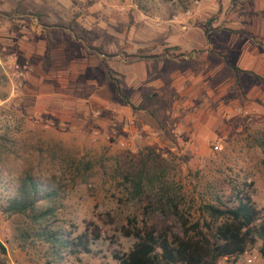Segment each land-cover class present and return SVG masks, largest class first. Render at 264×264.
I'll use <instances>...</instances> for the list:
<instances>
[{
  "label": "rangeland",
  "instance_id": "374dc122",
  "mask_svg": "<svg viewBox=\"0 0 264 264\" xmlns=\"http://www.w3.org/2000/svg\"><path fill=\"white\" fill-rule=\"evenodd\" d=\"M123 127L159 143L121 147ZM24 173L52 195L41 221L0 211L4 264H120L135 229L181 234L172 204L203 228L237 189L263 210L264 0L0 5V209ZM48 230L98 236L69 253ZM259 245L233 264H264Z\"/></svg>",
  "mask_w": 264,
  "mask_h": 264
},
{
  "label": "trees",
  "instance_id": "16d2710c",
  "mask_svg": "<svg viewBox=\"0 0 264 264\" xmlns=\"http://www.w3.org/2000/svg\"><path fill=\"white\" fill-rule=\"evenodd\" d=\"M141 50L145 49H138V52ZM105 74L107 79L114 80L110 70L106 69ZM51 195L52 191L43 188L30 173H24L15 192L6 199L0 211L5 215H28L36 210L37 203L47 200ZM166 201L172 203L169 196H166ZM203 208L209 220L202 228L198 221L188 225V220L172 204L171 214L179 220L181 227L179 236L169 239L165 233L152 228L135 229L133 236L136 240L131 248L114 257L120 264H217L221 258L233 264L237 256L259 240L258 251L264 258V209L255 207L244 190L237 189L226 201L216 197L215 204H205ZM47 212L48 209L41 210L37 214L33 213L31 218L41 221ZM97 236V233L91 237L80 233L66 238L48 230L44 237L57 248H68L69 253H75L78 248V251L87 252L89 240ZM4 253L0 244V254ZM0 264H4L3 261L0 260Z\"/></svg>",
  "mask_w": 264,
  "mask_h": 264
},
{
  "label": "built area",
  "instance_id": "2783aa9c",
  "mask_svg": "<svg viewBox=\"0 0 264 264\" xmlns=\"http://www.w3.org/2000/svg\"><path fill=\"white\" fill-rule=\"evenodd\" d=\"M11 66L14 78H19L22 75V68L17 63L9 64ZM98 112L94 111L93 115ZM123 137H116L115 143L121 147L131 148L136 142H143L146 145H154L159 143L160 133L156 130L149 129H133L130 127L122 128ZM247 263L252 261V258H246Z\"/></svg>",
  "mask_w": 264,
  "mask_h": 264
},
{
  "label": "crops",
  "instance_id": "0c3cea01",
  "mask_svg": "<svg viewBox=\"0 0 264 264\" xmlns=\"http://www.w3.org/2000/svg\"><path fill=\"white\" fill-rule=\"evenodd\" d=\"M9 2V1H8ZM5 3H7V0H0V5H3V4H5ZM32 43V42H31ZM30 42H25V44H26V49L28 48V50L29 51H32L35 47H34V44L32 43L31 44ZM72 113V112H71ZM64 115V118L63 117H61V119H63V120H65V117H70V116H72V115H70V113H65V114H63ZM74 116V115H73ZM75 119V117H72V120H74ZM133 122V119L132 118H129V120H128V124H131ZM94 123H96V125L97 126H99L100 127V125H101V123H103L101 120H98V121H95ZM99 123H100V125H99Z\"/></svg>",
  "mask_w": 264,
  "mask_h": 264
}]
</instances>
